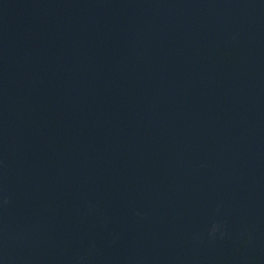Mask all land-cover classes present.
Segmentation results:
<instances>
[{
    "label": "water",
    "instance_id": "obj_1",
    "mask_svg": "<svg viewBox=\"0 0 264 264\" xmlns=\"http://www.w3.org/2000/svg\"><path fill=\"white\" fill-rule=\"evenodd\" d=\"M0 264H264V0H0Z\"/></svg>",
    "mask_w": 264,
    "mask_h": 264
}]
</instances>
